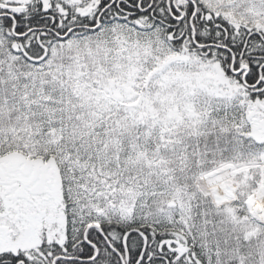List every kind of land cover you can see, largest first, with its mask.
<instances>
[{
	"label": "snow or ice",
	"instance_id": "obj_1",
	"mask_svg": "<svg viewBox=\"0 0 264 264\" xmlns=\"http://www.w3.org/2000/svg\"><path fill=\"white\" fill-rule=\"evenodd\" d=\"M0 264H264V0H0Z\"/></svg>",
	"mask_w": 264,
	"mask_h": 264
}]
</instances>
